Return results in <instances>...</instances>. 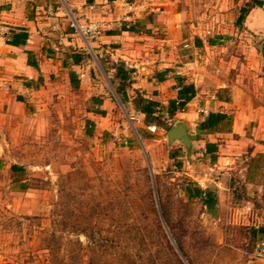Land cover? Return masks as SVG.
<instances>
[{"label": "rangeland", "instance_id": "374dc122", "mask_svg": "<svg viewBox=\"0 0 264 264\" xmlns=\"http://www.w3.org/2000/svg\"><path fill=\"white\" fill-rule=\"evenodd\" d=\"M262 42L254 40L252 63H264ZM101 80L111 101L91 129V99L63 87L45 89L4 137L0 129V264H86L88 254L99 263L102 250L88 248L106 238L120 248L103 258L112 264H264L255 257L264 243V184L244 182L264 183V156L248 167L242 154L234 170L213 172L219 196L208 213L185 193L183 173L200 169L183 150L181 169L168 158L170 127L147 140L149 130L136 131L114 85L105 75ZM13 163L29 179L26 192L10 181Z\"/></svg>", "mask_w": 264, "mask_h": 264}, {"label": "crops", "instance_id": "0c3cea01", "mask_svg": "<svg viewBox=\"0 0 264 264\" xmlns=\"http://www.w3.org/2000/svg\"><path fill=\"white\" fill-rule=\"evenodd\" d=\"M252 1L259 4L238 22ZM73 21L80 25L101 21L108 27L97 42L86 43L75 34ZM0 24L9 31L7 41L0 39L3 137L23 108L35 106L45 89L59 87L91 99L86 124L93 128V121L107 115L111 101L105 97L103 75L123 104L117 93L120 82L108 68L115 64L132 71L123 105L136 131L146 128L144 137L155 141L154 134L161 136L163 127L185 125L192 143L190 161L179 142L168 145L165 137L170 162L183 166V150L185 160L200 169L183 173L188 178L185 193L198 186L213 192L217 202L211 185L214 171L234 170L242 154L250 158L248 167L264 156V63H252L258 54L254 40H262L260 46L264 43V0H0ZM17 34L27 35L25 44H10ZM183 85H193L195 96L169 120L168 103L176 100ZM138 95L165 108L156 114L163 126L138 111L134 104ZM209 114L226 115L228 121L213 131H201ZM152 126L157 128L154 133ZM88 133L92 137L93 132ZM5 145L9 146L7 141ZM207 145H216V152H208ZM173 154L176 157L170 158ZM200 156L205 169L199 165ZM13 166L23 168L10 165L11 183L19 192L28 191L25 171L12 172ZM244 182L264 184L251 178ZM22 185L28 188L21 190Z\"/></svg>", "mask_w": 264, "mask_h": 264}, {"label": "trees", "instance_id": "16d2710c", "mask_svg": "<svg viewBox=\"0 0 264 264\" xmlns=\"http://www.w3.org/2000/svg\"><path fill=\"white\" fill-rule=\"evenodd\" d=\"M253 4L257 5L259 3L257 1H252V3H250L247 6V8L242 10V13L239 17L238 22L242 21L245 14L253 6ZM26 40H27L26 34H17V35H14L10 44L15 45V46L23 45V44H25ZM108 68L113 69L115 71V78L118 79L120 82L119 86L117 88V93L120 96L123 104L127 103V101H128L127 88L131 84L129 74H131L132 71L127 70L123 66H116L115 64H111V65L109 64ZM195 93H196V91H195V88L193 85H183L178 92L176 100H172L168 103V106L166 109L168 119L171 120L178 111L184 110L185 106L194 98ZM134 104L136 105V108L138 109V111L140 113L144 114L145 116H147L153 120H156L160 126L164 125V121H161L159 119V117H156V114L158 112L160 113L165 109L159 103H156V102L150 101V100H146L143 97L138 95L134 99ZM225 121H228L226 115L209 114L205 118V120L200 124V130L201 131H213L214 129L219 127L221 124H223ZM88 134L90 136V133H88ZM216 149H217L216 145H207V147H206V150L208 152H216ZM173 157H176V154H173L172 157H170V158H173ZM174 166L179 170L182 168V163L180 161H178V162H176V164H174ZM11 170H12V172H20V175H24V169L23 168L13 166L11 168ZM27 188H28L27 186H23V185L21 186V190H26ZM186 195H187L188 199L196 200V201L200 202L201 205L207 210L208 213H213L216 210L217 202H216V197H215L213 192H211L209 190L203 191L198 186H194L193 188L187 189ZM155 222L157 224V227H159V231H160V225H159L158 219L156 218V215H155ZM161 236H162L161 240H163L165 242V245H167L166 246L167 251L170 252L171 248L168 246V243L166 242V238L164 237L163 234H161ZM105 241H107V242L104 243ZM105 241H103V243L101 242L100 244L95 243V241H94V243H92L93 246L91 245L88 248L89 249L88 251H91L92 249H95L96 247H98L99 249L102 250L101 253H103L102 260L99 263L100 264H112L110 261L107 262V260H104L103 258L108 256L107 253H110L111 250L119 251L120 248H119V246L115 247L113 242L111 240H109L108 238H106ZM87 258H88V263H86V264H99L98 262L96 263L94 261L95 259L93 257L91 259V257H89V254H88ZM102 261H103V263H101ZM119 264H133V262L131 261V263H127L124 261L123 263H119Z\"/></svg>", "mask_w": 264, "mask_h": 264}, {"label": "built area", "instance_id": "2783aa9c", "mask_svg": "<svg viewBox=\"0 0 264 264\" xmlns=\"http://www.w3.org/2000/svg\"><path fill=\"white\" fill-rule=\"evenodd\" d=\"M71 27L74 29L75 34L81 37L86 43H93L97 42L102 37L108 25L101 21H88L84 25H80L78 22L73 21ZM8 34V29L0 24V39L7 41ZM156 129V126L150 127L152 133H154ZM255 257L258 259L264 258V243L257 245Z\"/></svg>", "mask_w": 264, "mask_h": 264}, {"label": "water", "instance_id": "95a60500", "mask_svg": "<svg viewBox=\"0 0 264 264\" xmlns=\"http://www.w3.org/2000/svg\"><path fill=\"white\" fill-rule=\"evenodd\" d=\"M261 55L264 57V43L260 46ZM168 145L179 142L186 151L187 160L190 161L192 152V143L188 135V131L182 122L176 123L167 133Z\"/></svg>", "mask_w": 264, "mask_h": 264}]
</instances>
